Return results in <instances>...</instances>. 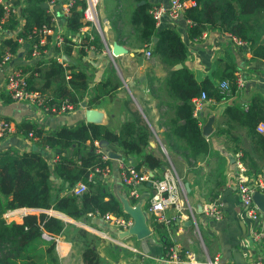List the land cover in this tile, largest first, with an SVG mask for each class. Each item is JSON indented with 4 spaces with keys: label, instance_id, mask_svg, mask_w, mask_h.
<instances>
[{
    "label": "trees",
    "instance_id": "16d2710c",
    "mask_svg": "<svg viewBox=\"0 0 264 264\" xmlns=\"http://www.w3.org/2000/svg\"><path fill=\"white\" fill-rule=\"evenodd\" d=\"M45 0H23L19 9V20L11 16L1 28L13 32L20 25L14 38H6L0 43V65L6 53L15 55L20 42L30 46L38 45L43 31L53 29V17L44 7ZM122 1L132 2L133 9L129 16L131 32L135 41L144 47L151 46L152 56L169 72L163 79L167 92L181 102L176 109L175 135L165 134L161 144L166 156L150 147L154 130L132 101H123V109L129 117L120 124L118 131L109 127L86 123L75 128H62L54 133H44L30 123L16 125V132L28 140H35L36 146L56 151L52 167L37 151L17 153L12 150L0 152V264H60L56 255L55 238L63 233L65 222L52 216L50 212L62 214L70 219L79 220L88 215L104 216L110 214L130 218L123 211L121 203L103 186L102 180L96 178L87 182L89 174L96 168L110 167L95 144H111L122 150L125 156L134 159L136 170L161 172L173 166L172 156H180L187 165H192L199 156H206L210 151L208 139L202 135L199 118L193 117L192 100L202 92L209 99L219 103L236 93L234 66L225 68V78L230 84L228 96L220 93L214 83L205 78L197 82L183 65L187 59L186 47L180 35L174 29L157 30L149 14L153 7L150 0H116L113 11L115 16L109 18L112 30L121 32V14L118 12ZM189 4L184 11L183 20L189 23L187 38L198 40L207 27L222 35L234 37L248 43L251 60H264V42L259 39L264 35V0H180ZM85 2L77 1L65 23L66 31L78 33L83 27L81 22ZM1 15V10H0ZM114 15V14H113ZM98 36H95L97 38ZM153 38L157 41L153 43ZM88 39V37H86ZM97 41L90 45L97 48ZM120 45L122 41L118 40ZM43 51L44 47L39 48ZM73 45L66 39L63 54L71 56ZM142 49V48H139ZM83 52V48L80 50ZM84 53V52H83ZM138 54V53H136ZM177 65L182 68L175 69ZM19 71L27 74V90L36 92L42 100V109L50 114L59 113L62 108H74L84 97L89 87L87 73L74 64H60L55 60L38 63L33 67H23ZM156 82H161L156 79ZM121 82L114 70L94 86V94L88 101V107L97 105L102 99H113ZM10 97H4V100ZM54 111V112H53ZM145 115V114H144ZM199 117V116H198ZM178 118V120H177ZM183 120L179 125L178 121ZM264 123V102L257 96L250 98L247 109L239 105L227 106L214 136H230L231 129L242 128L250 139L264 152V138L255 131L257 124ZM150 123V124H149ZM232 137V136H231ZM236 142L238 139L232 138ZM172 163V164H171ZM61 183L53 189L52 179ZM85 184V192L75 195L72 190L78 184ZM67 185V186H65ZM66 190V194L60 196ZM33 210L35 214L21 217L22 222H7L3 216L8 211ZM150 216V227L160 231L154 217ZM46 235L49 239L44 238ZM86 233L79 231L74 238L84 240ZM95 241L85 242L81 252L84 264H100L95 251ZM171 243L166 242V251Z\"/></svg>",
    "mask_w": 264,
    "mask_h": 264
},
{
    "label": "crops",
    "instance_id": "0c3cea01",
    "mask_svg": "<svg viewBox=\"0 0 264 264\" xmlns=\"http://www.w3.org/2000/svg\"><path fill=\"white\" fill-rule=\"evenodd\" d=\"M12 1L19 12V9L24 6L23 0ZM168 1L150 0L152 5L164 4ZM47 2L48 0L44 1L46 9ZM62 3L63 0L56 1L51 7V12L58 17L61 32L64 35H69L65 28V21L61 16ZM17 18L19 20V13ZM263 19L264 17H260L261 22ZM109 20L105 18L107 26L104 30L102 28V37L98 34L97 48L81 53L77 40H74L75 47L71 56L61 54L63 61L84 69L88 76L89 87L83 99L74 108L50 114L28 102H17L11 98L4 100V97H8L6 92L8 75L18 72L23 67L47 63L58 55L55 49H50L49 53L43 56L40 61H36L29 56L30 45L21 42L11 61L7 65L0 66V118L9 121L13 127L10 135L0 139V152L12 150L23 153L34 150L39 152L52 167L55 156H57L56 151L36 146L35 140H28L16 132V125L30 123L44 133H54L62 128L71 129L81 124L96 123L118 131L120 124L125 121L126 115H128L123 109V101L130 100L139 111H143L145 120L152 125L154 137L150 141L151 149L154 150V153H158L159 147L160 152L166 155L161 140L165 134L175 135V126L171 122L176 120V109L181 102L167 92L163 79L169 71L160 65L155 57L152 56L151 64L134 69V73L138 75L136 78L135 74H127L123 77L124 83H122L126 84L128 97L123 96L122 87L124 85H121L122 87L117 89L113 99L104 98L92 107L87 105L94 94V86L104 80L112 70H116L118 73V68L120 69L118 63H122V68L125 67L124 57L145 60L143 56L145 47L139 42H137L139 47H130L125 37L122 36L123 30L115 33ZM121 26L122 24H119L120 28ZM127 26L131 30L130 21ZM20 27L21 21L19 27L13 32L0 28V43L6 38H13ZM124 27L126 28L125 25ZM176 27V31L186 47L187 59L183 65L197 82L208 78L219 89L222 82H228L224 77L226 66L233 65L234 76L236 73L243 74L246 84L242 89H238L236 86L235 95L228 96L219 103L214 100L204 103L198 117L201 130L209 118L214 119L212 132L208 137H205L210 144L208 155L199 156L190 166L180 156L173 155L171 157L174 162L171 164L178 179L182 184L187 183L190 190L184 197L183 207L180 211L174 208L166 211L169 224L157 223L161 225L159 232L150 227V216L144 212L145 201L150 190L145 186H140L138 188L140 199L132 200L127 195V188L121 182L119 161L134 165V159L125 156L122 150L115 145L100 143L101 153L110 162V173L103 178V186L121 203L125 212L128 208L140 210L150 235L145 239H138L134 235L121 238L123 236L121 230L105 223L100 216H86L79 220H73L62 214L50 212V215L65 222L63 233L55 238V250L60 264H84L81 258L84 240L92 243L96 240L94 248L99 255L100 264H166L165 260L171 250L192 251L200 260H204L206 257H218L222 264H264V212L258 208V219H248L234 191L236 183L235 155L242 154L244 166L264 185V152L256 145H252L245 131L239 127L231 129L230 136L224 137L225 140L214 136L216 123L218 120L220 122L221 115L227 106L239 105L245 110L252 96H257L264 102V60H251L248 45L245 48L236 49L231 38L210 27H207L197 42L187 38L189 24L183 18L176 22ZM161 29L173 28L164 19L157 28V30ZM87 32L90 30L83 32V35H86ZM118 40L122 41L123 45H120ZM156 41L157 38H153L152 44ZM263 42L264 35L259 39V43ZM115 45L119 46L123 53L113 58L111 52ZM135 53H138L137 55L140 57L135 56ZM111 65L114 66V69ZM180 66L182 68V65ZM174 68L177 69V66ZM120 70L123 74L125 73V70ZM156 79H160L161 82H156ZM113 104L117 110L116 113H113ZM183 122V120H179L178 124L181 125ZM231 136L238 141L229 140ZM143 171L157 176L161 174L160 170ZM60 183V180L53 178V189H58ZM65 194L66 190L61 192L60 196ZM262 195L264 196V194ZM206 206L220 209L223 218L220 221L208 218L204 211ZM35 213L36 211L29 210L28 214ZM129 217L131 216L129 215ZM130 219L132 220V218ZM189 221H191V225H188ZM21 222L20 218L17 223ZM79 231L86 233L84 240L74 238ZM117 241L124 244L125 247L117 246ZM168 241L171 246L166 251L165 245ZM129 247L144 254V259L141 261L140 256L131 252Z\"/></svg>",
    "mask_w": 264,
    "mask_h": 264
},
{
    "label": "built area",
    "instance_id": "2783aa9c",
    "mask_svg": "<svg viewBox=\"0 0 264 264\" xmlns=\"http://www.w3.org/2000/svg\"><path fill=\"white\" fill-rule=\"evenodd\" d=\"M56 1L59 0H48L46 9L53 17V29L51 31H43V37L41 38L39 44L30 46L29 56L36 61H40L43 56L49 53L50 49H55L58 55L52 60H55L60 64H66L67 62L63 61L61 57V54L63 53L62 48L66 39L71 42L73 48L75 47L74 40H77L79 49L81 50L83 48V51L89 52L90 50H93L95 48V46L90 44L96 42V38L91 36L90 32H87L86 35H83V32L91 30V28L94 27L98 31V34L102 37L103 30L98 19L97 10L99 0H83L85 2V9L83 10V16L81 19L83 27L78 33H69V35H64L61 32L59 28L58 17L51 12V7ZM77 1L82 0H63V3L61 5V16L64 19L65 23ZM12 3V0H0V28L1 25L7 22V20L11 16H14L16 19H18L17 17L19 12L15 8V4ZM187 6L188 4L186 2H182L180 0H169L164 4L153 5V7L149 10V14L154 20L156 28H158L161 22L165 19L170 23L171 27L174 30H177L176 22L182 19ZM86 37H88V39H86ZM228 37L232 39L236 46V49L245 48L248 45V43L242 42L241 40H238L234 37ZM195 41L197 42V40ZM40 47H44L43 51L39 49ZM59 55L60 57H58ZM13 56L14 55L6 53L3 57L1 65H7L11 61ZM143 56L145 59H150L152 57L151 46L145 47ZM27 76V74L23 75L20 71L9 74L6 79L7 95L14 101L28 102L35 107L42 109V100L40 98V95L36 92L27 90ZM235 84L238 89H242L245 86L246 82L243 74H235ZM229 88L230 86L227 81H224L219 85L221 94L229 93ZM208 102H213V100L209 99L205 92H202L200 96L192 100V104L194 106L193 116L195 118H198V116H200V112L204 103ZM69 109L71 108H62L61 111H66ZM42 110L48 113L47 110ZM12 131L13 127L11 123L0 118V139L6 138L12 133ZM255 131L258 135L264 137V123L260 122L259 124H257ZM95 146L98 148L100 147L97 143L95 144ZM97 153H101L100 148ZM102 159L104 161H108L105 155H103ZM234 166L236 175L234 191L236 192V196L241 204V207L243 208L245 216L248 219L257 220L259 210L254 203L253 198L256 193L264 194V185L261 183L258 177L255 178L253 174H251L244 166L241 153H237L235 155ZM171 168L172 171L170 169H165L161 172V174L157 176L144 171H138L130 163L119 161L121 182L127 188L128 197L132 200L138 201L140 199L138 188L140 186H145L147 189H149V196L145 201L147 213L153 216L157 223L164 225L169 224V219L166 217V211L171 208L180 211L183 207V201L186 195L183 184L179 181L172 166ZM109 173V166L105 168H96L89 174L87 182H92L96 178L103 180V178L108 176ZM85 190V184L82 183L78 184L74 188V190H72V192L75 195L79 196L84 193ZM204 211L205 215L208 218L213 219L214 221H220L223 218L221 210L214 206H206ZM28 213L29 210L8 211L6 214H4L3 218L6 221H11V218L15 217L16 215H21L22 217ZM101 218L110 226L120 229L122 233L128 231L133 224L130 218H124L121 216L106 214ZM116 244L117 246L125 247L121 242L117 241ZM129 250L134 254L139 255L141 261L144 259V254H142L138 250L131 247H129ZM165 262L166 264H222L218 257H206L204 260H200L192 251L182 252L177 250H171Z\"/></svg>",
    "mask_w": 264,
    "mask_h": 264
},
{
    "label": "rangeland",
    "instance_id": "374dc122",
    "mask_svg": "<svg viewBox=\"0 0 264 264\" xmlns=\"http://www.w3.org/2000/svg\"><path fill=\"white\" fill-rule=\"evenodd\" d=\"M120 4H121V6L119 7V11L118 12L121 14V20H122V29H121V30H123L122 36L125 37V39L127 40V44L130 47L137 48V47H139V44H137V42L135 41V35H133L131 33L130 28L127 26L129 24V16H130V14L132 12L134 4L132 2H130V1H122ZM115 7H116V0H100V3L98 5L97 10H98V19H99V22H100L101 27L103 28V30H104L105 26H107V25H105L106 24L105 18L109 19V18L115 16V13H113ZM124 25L126 26V28L124 27ZM90 34L93 37L98 36V31L96 30V28L93 27L90 30ZM96 39H98V37ZM135 56L140 57L136 53H135ZM151 58L150 59L141 60V58L136 59V57H134V58L124 57V59H123L124 61L123 62L125 64L124 65L125 67L122 68V65H121L122 63H118V65H119L120 69L125 70V73L123 74L121 72V70L117 66H115V67L118 68V73H117L116 70L115 71H116V76L119 78V81L121 82V85L122 86L124 85L123 84L124 83L123 82V77L125 75H127V74H131V75L135 74V78H136V76H138V75H137V73H134V69L136 67H139V66H147L148 64H151V62H152ZM111 66L114 69V66L113 65H111ZM131 68H133V69H131ZM125 87H126V84L124 85V87H122L123 96H127L128 95V92H126L127 90H126ZM223 95L228 96V93L227 94H223ZM112 110H113V113L117 112V110L115 109V105L114 104L112 105ZM125 112L128 113L127 110H125ZM128 117H129V113H128V115H126V118H128ZM218 123H219V120L216 123V128L219 126V125H217ZM231 139H232V137H229V140H231ZM223 140H225V139L223 138ZM163 154L164 153H162V155ZM166 169H170L171 170L172 169L171 165L169 164V166L166 167ZM178 171L180 172V170H178ZM174 172L176 173L175 169H174ZM180 182H181V180H180ZM144 212L146 213V215H148L145 206H144ZM20 218H21V215H16L15 217L11 218V221L10 220H7V221L9 223H11V222H16L17 223V221H19Z\"/></svg>",
    "mask_w": 264,
    "mask_h": 264
},
{
    "label": "water",
    "instance_id": "95a60500",
    "mask_svg": "<svg viewBox=\"0 0 264 264\" xmlns=\"http://www.w3.org/2000/svg\"><path fill=\"white\" fill-rule=\"evenodd\" d=\"M111 53H112V57L116 58L123 53V50L119 46L115 45L112 48ZM180 67H181L180 65H177V69ZM213 122H214V119L209 118L205 126L202 127L201 131L204 137H208L209 134L212 132ZM183 187L185 189V192L188 193L190 190L188 184L187 183L183 184ZM253 201L258 206V208L261 210V212H264V196L262 194L256 193L253 198ZM139 211L140 210H138L137 208H134V209L128 208L126 212H128L129 215L131 216L130 218H132L133 224L128 231H125L122 234L123 236H121V238H124V237L126 238L128 236L134 235L138 239H145L150 235V231L145 223L144 216ZM188 225H191V221L188 222ZM44 238L49 239L46 235H44Z\"/></svg>",
    "mask_w": 264,
    "mask_h": 264
}]
</instances>
